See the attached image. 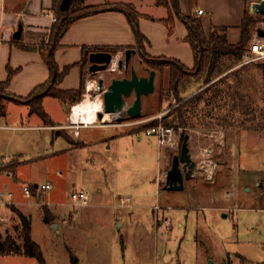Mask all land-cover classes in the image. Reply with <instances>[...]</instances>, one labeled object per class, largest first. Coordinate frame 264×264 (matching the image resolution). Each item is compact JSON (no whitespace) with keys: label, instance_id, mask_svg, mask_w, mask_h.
Listing matches in <instances>:
<instances>
[{"label":"rangeland","instance_id":"obj_1","mask_svg":"<svg viewBox=\"0 0 264 264\" xmlns=\"http://www.w3.org/2000/svg\"><path fill=\"white\" fill-rule=\"evenodd\" d=\"M12 1L0 0V34L8 25ZM26 2L18 0L17 5L22 8ZM255 3L262 5L264 0ZM250 5L247 12L256 18L253 37L257 28L264 29V13ZM21 8L17 11L22 12ZM21 15L17 18L23 23ZM48 36L49 31L40 41L46 42ZM143 52L150 54L146 49ZM142 54L136 51L128 68L93 73L88 60L80 100L89 80L103 76L106 86L113 77L130 76L131 67L138 75H148L152 68ZM238 60L233 53L222 54L207 84L204 76L184 77L178 102L169 94L172 91H166L169 69L157 70L153 92L143 96L141 116L112 120L121 124L144 119L141 123L81 127L73 143L52 138V130L45 128H17L0 135V150L10 155L3 162L12 170L7 179V171L1 172L6 174L0 175V189L9 187L5 185L8 180L17 202L29 196L24 195L25 183L52 185L44 195L35 194L30 211H21L25 205L13 207L0 219L2 237L12 236L21 245L19 212L32 220L31 235L44 263L34 256L0 252V264H264V159L260 161L264 154V58L253 60L245 52ZM133 99L134 94L128 101ZM186 99L191 101L184 113L187 126L166 125L173 117L165 118L166 114ZM27 112L23 105V121L17 119L18 123L43 122L39 115ZM155 120L181 128L179 146L167 148L160 157L155 137L144 130L134 131ZM254 124L258 127L248 128ZM186 133L198 175L185 178L181 189L164 188L167 170L173 156L180 153ZM202 160L219 163L212 178H206ZM80 188L88 191L86 205H75L71 197ZM121 196L129 198L125 205L120 203ZM122 219L126 225L120 230Z\"/></svg>","mask_w":264,"mask_h":264},{"label":"crops","instance_id":"obj_2","mask_svg":"<svg viewBox=\"0 0 264 264\" xmlns=\"http://www.w3.org/2000/svg\"><path fill=\"white\" fill-rule=\"evenodd\" d=\"M17 2L18 0L12 1L10 13L7 18L8 25L4 32L0 34V82L7 76V65H10L12 68H17L9 84L6 86V91L16 95L26 96L34 87L48 79L50 73L49 68L39 50L19 48L14 44L12 45L10 40L13 32L21 22L17 17L18 15L22 16V13L25 18L23 23L21 22L23 24V30L20 44H39L41 42L40 39L44 38L43 34L47 35L54 20V11L52 9L53 0H27L25 7L22 6L24 9L22 12L17 11L18 8H21L18 7ZM115 2H129L133 4L139 12L154 17V19H150L146 16H142L139 19L140 30L145 36L144 47L148 53L153 56L176 58L188 68L194 66L195 59L192 47L190 43L184 39L187 34L184 22L176 17L174 29L169 33L166 25L160 21V18L166 17L168 14V8L166 6L157 4L156 0H84L85 4ZM255 2L256 0H178L179 7L184 14L197 15L201 18L206 35H209L214 27H225L226 32L224 36H226L227 41L231 44H236L241 40V24L244 13L246 9H248V6L251 8L250 4ZM33 7L35 9H32ZM22 8L19 10H22ZM199 9L203 10L200 14L198 13ZM136 42V35L125 13L122 11L104 10L76 19L62 35L59 41L60 44L55 50V60L60 68H63L65 65L73 64L57 87L67 91H74L80 88L82 72L85 70V67L79 64L83 57V46H97L98 49L95 50H107L122 55V52H124L126 48L135 46ZM73 98V93L65 100L49 94L44 95L42 105L53 121V124L36 122L33 125L27 123L20 124L17 122V119L21 122L23 121V105L28 107L27 114L29 116L36 114L29 112V105L27 103L13 99L6 100V114L0 116V135L8 134V130L10 131L17 128H45L46 130H52V138L73 143V141L80 136V131L78 132L79 134H73L75 122L78 123L79 129L81 127L103 128L119 127L122 125V123L118 124L116 122L99 119L91 124H84L83 122L72 120L71 110ZM14 112L17 113L16 116H18V118L16 116L14 118ZM126 136L127 135H123L122 137ZM138 139H140V137H138ZM63 145L62 148L64 147ZM7 154L9 155V153H4L0 150V164L7 160ZM261 156L262 158L260 161L262 163L264 154ZM213 163L215 164L214 172H216L219 163L216 160H214ZM197 170L198 166L195 169L194 175H198ZM257 170H260V168L258 167ZM1 172L3 171H0V175L7 173L6 179L11 174L9 172ZM257 183L258 181H256V184ZM9 184V181L6 180L5 185L9 186L6 188L11 189ZM35 184L36 186L38 185V183ZM35 194H38V190H36ZM35 194L31 192L24 200L1 206V214L13 207L19 208L24 205L27 208L24 207V209H22V207L21 211L26 209L29 210L31 205H33L31 199L35 197ZM24 195L26 194L24 193ZM125 225L126 223L122 219L118 227L121 228L120 230H123ZM121 238L124 241L123 233H121Z\"/></svg>","mask_w":264,"mask_h":264},{"label":"trees","instance_id":"obj_3","mask_svg":"<svg viewBox=\"0 0 264 264\" xmlns=\"http://www.w3.org/2000/svg\"><path fill=\"white\" fill-rule=\"evenodd\" d=\"M61 0H53L52 9L54 11V20L49 29V38L46 42H41L37 45H27L20 44V38L11 37L12 45H16L19 48L26 50H39L42 57L44 58L46 64L49 68V77L48 79L34 87L29 94L26 96H20L6 91V86L9 84V81L13 74L16 72L17 68H12L10 65H7V76L0 82V116L6 114L5 111V101L6 100H17L24 101L29 105V112L36 113L41 117L43 122L46 124H53V121L50 119L48 113L42 105V99L44 95H52L59 97L65 100L70 94H74L73 102L80 100L83 94V76L82 72L81 85L78 90L67 91L62 90L57 87L64 75L69 71L70 67L73 64L65 65L63 68H60L55 60V50L59 46V41L65 31L70 27V25L81 17H85L94 13H98L104 10H118L125 13L128 22L136 35L137 42L133 46L136 51L143 53L142 56L146 64H148L152 69L156 71L163 72L166 68L169 69V80L167 92L172 91L169 94L174 97V101H180L182 97L179 96L180 86L182 84L183 78L188 76H204V84H207L212 79V74L217 70L218 61L222 54H235L237 59L241 60L242 56L248 50L249 42L253 34V25L256 18L248 14V9L244 13V17L241 24V40L236 44H231L227 41L225 27H214L209 35H206L204 32L201 18L197 15H186L184 14L176 0V8L172 0H156L157 4L164 5L168 8V14L166 17L160 18L167 29L168 32H172L175 25V18H179L184 22L187 29V34L184 39L187 40L193 50L195 64L193 68H188L180 60L168 57V56H153L143 52L145 36L142 34L139 27V19L142 16H146L150 19L154 17L143 14L139 12L135 6L129 2H115V3H105V4H85L84 0H71L70 6L66 10L60 8ZM97 46H83V57L79 64L85 67V64L88 62V55L92 51H97ZM238 60V61H239ZM197 61L200 62V67L196 73L186 72L187 69L194 70ZM76 64V63H75ZM264 70V64H263ZM221 71H218L216 75H219ZM54 77L53 81L52 78ZM49 86V87H48ZM208 87V86H207ZM48 88V89H47ZM165 91V90H164ZM72 102V103H73ZM191 101L186 99L184 102H181L171 108V110L166 114V117H172V120L165 121L166 125H172L173 122L178 124H183L187 126L188 120L185 117L184 113L187 109V105ZM157 124V120L150 121L146 124L136 126L134 131L144 130L146 127ZM142 127V128H141ZM254 126H248V128H257ZM9 163L2 162L0 164V171L12 172L11 168L8 165ZM30 190L33 194L36 193L37 186L36 184H29ZM19 216L22 221V233H23V244H18L12 236L2 237L0 233V252L7 254H24L36 257L39 261L44 263V256L41 251L39 244L33 239L31 235V221L23 213L19 212Z\"/></svg>","mask_w":264,"mask_h":264},{"label":"water","instance_id":"obj_4","mask_svg":"<svg viewBox=\"0 0 264 264\" xmlns=\"http://www.w3.org/2000/svg\"><path fill=\"white\" fill-rule=\"evenodd\" d=\"M71 0H61L60 8L66 10L70 6ZM176 12V0H172ZM252 9H255L258 13H264V5L253 3ZM23 30V24L20 22L17 29L13 32L14 38H21ZM257 34L264 37V29L258 28ZM136 52L133 47H128L124 50V58L120 57L117 60L118 67L128 68L132 55ZM114 53L107 50H97L89 53V71L99 72L109 70V64L114 57ZM200 67V62L197 61V65L194 70L187 69L186 72L196 73ZM155 76L156 70L150 69L148 75H138L134 67L130 68V76L113 77L111 81L105 86V79L100 76L97 80V88L102 94L103 98V110L98 111L97 117L102 120L105 112L110 113L113 120H119L123 117L138 118L142 113V99L144 95L153 92L155 88ZM54 77L52 78L53 81ZM49 87V86H48ZM48 89V88H47ZM134 94V99L130 103L128 98ZM190 135L184 134L181 143V149L179 154H175L172 158L171 167L167 170L164 188L168 189H181L184 187L185 178L192 177L195 173V169L198 166L197 161L192 157L188 140ZM51 227H57L56 223H52ZM57 230V229H56Z\"/></svg>","mask_w":264,"mask_h":264},{"label":"built area","instance_id":"obj_5","mask_svg":"<svg viewBox=\"0 0 264 264\" xmlns=\"http://www.w3.org/2000/svg\"><path fill=\"white\" fill-rule=\"evenodd\" d=\"M202 12H203L202 9L198 10L199 14ZM257 29L249 43L248 50H247L248 54L250 55V58L253 60L264 58V37L257 34ZM121 56L122 55H119V54L114 55V57L112 58V61L109 64V67H108L109 70L118 69V63L116 65V61ZM94 81L95 83H97L96 80ZM86 87L88 90V84L86 85ZM96 89L98 90V88H94L93 90H96ZM143 120L144 119H136L133 121L131 120V121L124 122L122 124H137V123H141ZM83 123L91 124L94 122H83ZM78 132H79L78 123L75 122L74 134H78ZM144 132L147 135H152L155 137L156 143H157V153L159 157L161 154L164 155V152L167 148H170V147L176 148L180 144L181 128H179V130H176V128L173 126H166L162 123H157V124L146 127L144 129ZM200 164L202 167H205L206 178H212L213 177L212 170L215 164L212 163L211 165L210 163H207L206 160H202ZM158 181L159 180L157 179V182ZM51 187L52 185L49 182L38 184L37 185L38 194L44 195L45 191L49 190ZM23 191L26 195L31 194L29 184L23 185ZM13 197H14V194L11 189L5 188L3 190H0V207L3 205H9V204L14 203ZM71 197L73 201L75 202V205H86L88 203L89 194L86 189L80 188V189L73 190L71 193ZM127 201H129V198L122 197V196L120 197L121 205H125ZM0 219H3L1 212H0Z\"/></svg>","mask_w":264,"mask_h":264},{"label":"bare ground","instance_id":"obj_6","mask_svg":"<svg viewBox=\"0 0 264 264\" xmlns=\"http://www.w3.org/2000/svg\"><path fill=\"white\" fill-rule=\"evenodd\" d=\"M87 84L88 90L84 94V97L72 105L71 117L73 120L78 122H96L98 119V111L103 110L102 94L97 93L92 95L90 93L91 90L97 88V83H95L94 80H89ZM102 120L112 121L113 118L111 117L110 113L105 112Z\"/></svg>","mask_w":264,"mask_h":264}]
</instances>
